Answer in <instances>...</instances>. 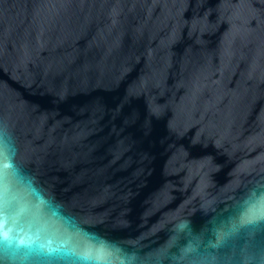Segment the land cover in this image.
<instances>
[{
  "label": "water",
  "instance_id": "95a60500",
  "mask_svg": "<svg viewBox=\"0 0 264 264\" xmlns=\"http://www.w3.org/2000/svg\"><path fill=\"white\" fill-rule=\"evenodd\" d=\"M0 175V264H264V0H0Z\"/></svg>",
  "mask_w": 264,
  "mask_h": 264
},
{
  "label": "snow or ice",
  "instance_id": "6c2138e0",
  "mask_svg": "<svg viewBox=\"0 0 264 264\" xmlns=\"http://www.w3.org/2000/svg\"><path fill=\"white\" fill-rule=\"evenodd\" d=\"M9 166L10 165H5L4 167L7 168ZM2 180H3V176L0 175V185H2ZM2 204H3V191L2 189H0V215H3V212H4V208L2 207ZM252 217L254 219L256 217V214L253 213ZM6 226L7 225L5 221L4 227L6 228ZM20 243L23 244L24 241H21ZM10 244H11V239L9 237L8 231H0V253L6 252ZM81 259L85 262H88L92 258L88 256H84V257H81Z\"/></svg>",
  "mask_w": 264,
  "mask_h": 264
}]
</instances>
